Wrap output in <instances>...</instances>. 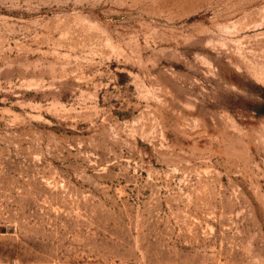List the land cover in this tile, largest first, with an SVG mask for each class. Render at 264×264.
<instances>
[{"label":"rangeland","instance_id":"1","mask_svg":"<svg viewBox=\"0 0 264 264\" xmlns=\"http://www.w3.org/2000/svg\"><path fill=\"white\" fill-rule=\"evenodd\" d=\"M264 264V0H0V264Z\"/></svg>","mask_w":264,"mask_h":264},{"label":"built area","instance_id":"2","mask_svg":"<svg viewBox=\"0 0 264 264\" xmlns=\"http://www.w3.org/2000/svg\"><path fill=\"white\" fill-rule=\"evenodd\" d=\"M9 264H18V263H16V262H12V263H9Z\"/></svg>","mask_w":264,"mask_h":264}]
</instances>
